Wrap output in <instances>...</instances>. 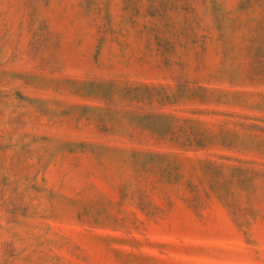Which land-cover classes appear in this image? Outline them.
I'll return each mask as SVG.
<instances>
[{
    "label": "rangeland",
    "instance_id": "rangeland-1",
    "mask_svg": "<svg viewBox=\"0 0 264 264\" xmlns=\"http://www.w3.org/2000/svg\"><path fill=\"white\" fill-rule=\"evenodd\" d=\"M0 264H264V0H0Z\"/></svg>",
    "mask_w": 264,
    "mask_h": 264
}]
</instances>
